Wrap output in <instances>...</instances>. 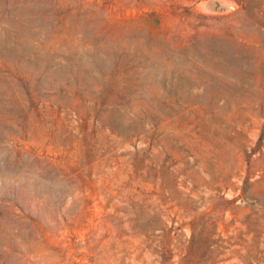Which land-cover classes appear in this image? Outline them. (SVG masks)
<instances>
[{
	"label": "rangeland",
	"instance_id": "374dc122",
	"mask_svg": "<svg viewBox=\"0 0 264 264\" xmlns=\"http://www.w3.org/2000/svg\"><path fill=\"white\" fill-rule=\"evenodd\" d=\"M0 264H264V0H0Z\"/></svg>",
	"mask_w": 264,
	"mask_h": 264
}]
</instances>
